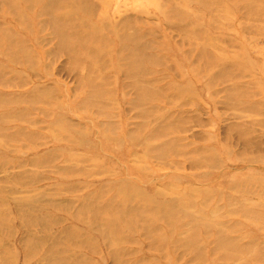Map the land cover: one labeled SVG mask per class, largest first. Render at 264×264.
<instances>
[{
    "label": "rangeland",
    "instance_id": "rangeland-1",
    "mask_svg": "<svg viewBox=\"0 0 264 264\" xmlns=\"http://www.w3.org/2000/svg\"><path fill=\"white\" fill-rule=\"evenodd\" d=\"M0 264H264V0H0Z\"/></svg>",
    "mask_w": 264,
    "mask_h": 264
},
{
    "label": "bare ground",
    "instance_id": "bare-ground-1",
    "mask_svg": "<svg viewBox=\"0 0 264 264\" xmlns=\"http://www.w3.org/2000/svg\"><path fill=\"white\" fill-rule=\"evenodd\" d=\"M71 50V49H70ZM71 52H74V51H71ZM17 205V204H16ZM2 222V221H1Z\"/></svg>",
    "mask_w": 264,
    "mask_h": 264
}]
</instances>
